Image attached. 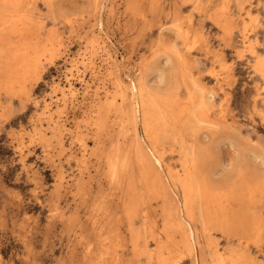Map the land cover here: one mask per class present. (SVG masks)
I'll return each mask as SVG.
<instances>
[{
	"label": "rangeland",
	"instance_id": "rangeland-1",
	"mask_svg": "<svg viewBox=\"0 0 264 264\" xmlns=\"http://www.w3.org/2000/svg\"><path fill=\"white\" fill-rule=\"evenodd\" d=\"M107 1L21 0L9 6L0 0L3 58L22 53L23 47L28 57L37 56L34 69L9 88L0 78V264H83L77 236L87 235L88 221L80 201L88 191L96 192L98 182L109 199L119 195L102 173L105 154L115 144L111 140L120 141L124 126L128 140L136 137L144 151L150 144L141 124L134 129L123 124L119 112L131 94L118 89L117 78L128 85L143 77L167 99L158 102L166 126L152 142L164 174L183 175L184 150L196 141L220 144L202 158V170L224 171L221 182L210 177L219 183L212 189L214 205L233 230L206 234L194 215V262L179 233L166 240L162 230V206L169 204L172 217L176 209L166 189L144 197L149 228L140 233L137 251L129 243L125 220L114 221L125 239L118 240L122 257L116 264H157L154 255L145 254L157 247L154 235L169 264H214L216 259L220 264H264V79L255 70L257 57L264 56V0H152L143 18L127 8L126 0ZM188 19L200 40L185 52L175 24L185 27ZM107 98L112 105L105 108ZM50 119L61 126L57 135ZM140 226L137 216L133 228ZM237 233H244L240 241Z\"/></svg>",
	"mask_w": 264,
	"mask_h": 264
},
{
	"label": "bare ground",
	"instance_id": "bare-ground-1",
	"mask_svg": "<svg viewBox=\"0 0 264 264\" xmlns=\"http://www.w3.org/2000/svg\"><path fill=\"white\" fill-rule=\"evenodd\" d=\"M2 1L3 3L8 4L9 6H18L21 0H2ZM190 1L193 2L194 0H182V3H186ZM126 2H127L126 3L127 8L131 10L133 14H138L142 18L144 17L142 14V12L144 11V7L153 3L152 0H126ZM103 9H104V6H103ZM3 22L5 23V20H3ZM247 23L245 24L247 25ZM27 28L25 27V29ZM175 28H176V32L178 36L180 37L182 41V45L184 46V51L190 52L197 45L198 40H200V37L196 33L190 31V28H191L190 19L186 21L185 27L182 26V22L176 21ZM6 29H10V27H6ZM102 29L103 28L99 26L98 32L99 33L102 32L103 31ZM22 50H23L22 53H16L9 58L6 57L7 59L3 58L0 52V78H4L3 83L7 88L11 86L12 82L16 81L19 78H23L24 76H27L29 72L31 71V69L32 68L34 69L35 67L34 64L36 62L37 56L35 55L32 57H28L26 55V48L23 47ZM156 54L157 53H155V55ZM174 54L171 56L174 57ZM162 56L165 57L164 55ZM157 60H160V58ZM162 60H165V59H162ZM173 67L171 70H173ZM147 68L149 69V66H147ZM147 68L146 70L148 71ZM255 70H256V73L258 72L259 74H261L262 78L264 79V56L260 55L257 57L256 64H255ZM169 72H170V69H169ZM145 74H146L145 75L146 79H148L147 78L148 72H146ZM155 78L156 79L154 80L158 79L159 82L163 80L161 75L156 76ZM128 79H131V77L130 78L128 77ZM133 80L132 81L130 80L129 84L125 85L120 80V78H117L118 89L122 91H126V89H128L131 94L130 103H128L127 106H124L123 109L119 111L123 118L121 122L124 124V122L127 121V123H130L133 125V129L135 128L137 123H140L144 130V133L149 135L148 139H149L150 144L148 148H146L147 151H144L141 146V143L136 137L132 138L131 140H128V138L126 137V130L124 126L120 127L119 136L121 137V139L120 141L118 140L119 143L117 142V140L116 141H114V139L111 140V143L114 142L115 144H113L112 150H110L107 153L105 152L106 154H105L102 173L107 183L109 185L115 186L119 190V195H117L118 196L117 199H109L107 195H105L104 193V187L102 185L103 183L98 182L96 192L93 194V192L88 191L86 193L87 196L82 198V200L80 201L84 203L85 205L86 213H87L86 220L88 221L87 235L82 236V232L80 233L79 237L76 235L77 240L80 243H83L82 262L83 264H116V262L119 259L121 260L122 256L118 254L116 250V246L118 245L119 242H122V241L124 242L125 239L118 232L119 229L117 228L115 224L116 220H121V219L125 220V222L127 223V230L129 231V237H130L129 243L133 247L134 251H137V248H138L137 245H138V239H139L140 233L142 231L147 230V228H149V227H146L147 226L146 224L149 219V215L147 214L148 205L145 202L144 197L146 195L147 196L148 195L149 196L159 195L161 194V191L163 190L165 192L168 190V194L172 196L173 200L175 201V205H176V209L174 210L175 215L173 217L170 212L169 204L165 202L164 206H162V208L164 207L162 209V213L164 214L162 230L166 235V240L167 239L169 240L170 238L175 236L176 232H178L180 236V242L182 243L183 249L186 252H188L190 255H192V257L194 258V262H195L196 261L195 255H196V246H197V241H196L197 235H196V231L192 225V220H191L194 215L199 219V222L201 226L203 227V230L205 231L206 234H209L208 232L211 229H215V230L219 229V230H222V232L228 233V234H231L233 230V229H230L229 225L228 226L225 225L226 220L221 215V211H222L221 208L219 207L217 208V205H214L216 198H214L212 189L219 186V183L215 182L214 180L211 181L210 177L214 176L215 178H217L218 176V179H219L220 177L219 175H222L224 171L222 170L223 172L218 173L217 170H215L217 173L215 174L214 171L211 173V172H208V170L206 172L205 171L206 169L202 170V167H203L202 158H204V156L206 157L207 153L211 151L209 149L213 148V149L218 150V147L220 144H216L212 146L215 142H209L207 143L208 144L207 145V144H204V142L196 141L195 143H193L194 145H191L185 148L184 150L185 152L184 157L187 158L188 161L184 160V165H182L183 169L185 170L184 173L182 172L183 175L171 177V176L164 174V169H163L164 167H163L161 157L157 154V151L155 150V146L152 144V142L157 139L159 133H161V130L164 131V128L166 126L164 122L165 118L162 114L161 109L159 108L160 106L158 102L166 103L167 99L160 96L161 93H158V92L161 91V89L159 90L158 87H157L158 89H154V88L150 89L151 87L150 85L148 86L146 85V83L148 82H145L144 77L142 78L143 81H140L139 83H135ZM159 82L157 83L156 81L157 83L156 85H158ZM68 92L71 93L73 92V90L69 88ZM170 92L172 91H169L168 93ZM210 97L211 95L208 96L209 99ZM107 101H108V98L105 99L104 101L106 102L104 106L105 108H108L109 106L112 105L111 100H109L108 102ZM125 101L126 100L123 99L122 104ZM209 101H211V99ZM101 108L102 107L98 108V116H97V121L99 123V126H101L104 123L103 121L104 117L100 113ZM48 124L49 126L52 125L51 131L55 135L60 133V130H62L61 126L52 122L51 119L49 120ZM144 146L146 145L144 144ZM209 146L210 148H208ZM134 162L137 163L136 166L138 168H136V170L134 168ZM209 165L211 166V164ZM226 165H227V168L228 166H230V164H226ZM217 166L222 167L221 163H220V166L219 165ZM223 168H226V167H223ZM226 171L227 169L225 170V172ZM160 172L163 173V176L161 175L162 180L159 177ZM225 174H228L229 176L231 173H228L227 171V173ZM118 213L120 214L119 216L116 217ZM137 216L141 218V226L140 228L135 229L133 228V220ZM258 219L260 220V218ZM253 223L254 221L249 222L250 224L249 226H251L250 227L251 230L253 229V226H254ZM235 235H237V241H240L244 237V233L242 234L237 233ZM154 236H155L154 239L157 243V247L153 253H149V251L146 250L147 252H145V254L149 258H151L154 255L156 257L157 264H169V262L167 261L168 257L165 256L161 252V244H159L160 243L159 239L157 238L156 235ZM241 256L242 255H240V257ZM232 261H233V257H232ZM131 262L132 261H130V264ZM214 262H215L214 264H220L219 262H217V259Z\"/></svg>",
	"mask_w": 264,
	"mask_h": 264
}]
</instances>
